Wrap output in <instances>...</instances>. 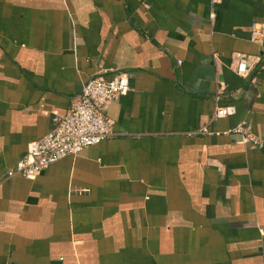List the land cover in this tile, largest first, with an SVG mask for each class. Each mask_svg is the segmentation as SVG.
Returning <instances> with one entry per match:
<instances>
[{
	"label": "crops",
	"instance_id": "0c3cea01",
	"mask_svg": "<svg viewBox=\"0 0 264 264\" xmlns=\"http://www.w3.org/2000/svg\"><path fill=\"white\" fill-rule=\"evenodd\" d=\"M254 23L264 0H0V264H264ZM240 55L259 57L246 76ZM119 72L113 136L5 176L86 80Z\"/></svg>",
	"mask_w": 264,
	"mask_h": 264
},
{
	"label": "built area",
	"instance_id": "2783aa9c",
	"mask_svg": "<svg viewBox=\"0 0 264 264\" xmlns=\"http://www.w3.org/2000/svg\"><path fill=\"white\" fill-rule=\"evenodd\" d=\"M209 17H214L212 10ZM251 40L259 43L264 40V27L261 24H252ZM213 56L215 58V54ZM258 59L255 55L238 56L234 65L236 74L246 76ZM128 90L126 75L121 72L110 79L95 76L86 80L67 112L55 119V124L48 133L29 142L24 156L13 168L7 170L5 176L20 174L27 179H34L53 162L76 155L85 147L113 136L115 132L112 121L105 117L103 110L112 100L124 95ZM233 113L232 106L217 105L212 118H223ZM230 131L239 134L243 143L262 145L261 140L251 133L245 121H240Z\"/></svg>",
	"mask_w": 264,
	"mask_h": 264
}]
</instances>
